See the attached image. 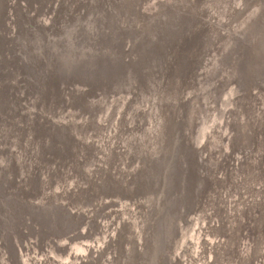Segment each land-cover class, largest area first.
I'll use <instances>...</instances> for the list:
<instances>
[{
    "label": "rangeland",
    "instance_id": "obj_1",
    "mask_svg": "<svg viewBox=\"0 0 264 264\" xmlns=\"http://www.w3.org/2000/svg\"><path fill=\"white\" fill-rule=\"evenodd\" d=\"M64 1L65 6H63ZM188 1L138 0L137 6L127 11L124 10L123 5L121 7L119 5V8L110 5L111 0H79L77 7H71V0H0V264H75L78 259L81 260V257L74 254L71 257L70 248L73 249L72 245H75L74 249L79 246L80 250L86 251L83 250L85 237V240L93 239L89 242L92 245H88L86 251L88 260L95 262V259L103 254L98 264L101 262L124 264L126 248L118 253L115 252L116 238L121 236L117 237V234L122 231L117 226L121 220L126 223V220L132 221L134 218L139 224L140 213L144 214L145 218L146 211L151 217L153 213L156 216L154 226L150 223L147 224L148 227L145 226L146 231L153 235L150 244L149 235L143 231L145 237L143 257L146 258L147 252L152 250L153 253H150V256L148 254L147 257H150L148 261L153 264H264V249L257 251L258 247L263 246V242H259L261 239H258L253 228H261L264 225V208L261 207L264 203V143L259 145L256 141V135L261 129L248 126L256 116L255 106L259 91L256 86L260 83L257 80L264 81L260 74L264 73L262 71L264 53L261 55V60L257 58L261 52H264L260 47L261 44L257 45L261 36L258 37L259 35L257 36L250 28L253 24L248 25L246 29H241L240 26L242 21H239V17L241 15L245 16L244 18L248 17L252 10L249 7L250 0H225L231 10L227 14V9L224 8V12L221 11L220 15H223L221 19L228 20L230 24L220 22L222 27L221 33L218 34L208 26V24L216 26L217 21L220 20L218 12L217 17L213 14L215 11L212 6L213 0H195L199 4V13L196 14L198 17L195 18L206 27L196 30L199 31L200 36L192 40L193 36L190 34L193 33L194 28L191 30L193 25L191 19L195 16V11L191 8L190 1L193 0ZM159 3L167 11H176L175 15H179L183 25L186 24V29L191 31L184 36L182 31L177 30L175 36L178 40L169 42V48L166 42L165 46L162 45L161 53L157 55L153 53L149 37L151 33H159L161 30V21L156 18L159 14L155 10ZM97 4H100L101 11L92 18ZM224 4L227 3L219 0V7H224ZM126 11L130 12L129 17ZM99 14L103 16L101 19ZM92 19L94 25L92 24L91 29H88L89 21ZM57 21L58 25H56ZM76 25H78L77 35L72 39ZM93 29L94 32L89 34ZM227 34L233 37V43H228L226 47L224 41L228 37ZM208 39L214 43L212 58L215 56L218 58L212 70V81L208 84L209 95L204 109L202 108V112L199 110L201 118L196 124V129L194 128V139L183 142L181 138L182 147H179L175 154L179 161L172 170V177L176 179L169 181L167 195L156 207L153 197L155 200L160 190L154 185V176L150 185L138 191L134 190L138 188V186L134 187V184L139 179L147 158L153 154L159 155L164 141L163 138L156 136V132L154 134L152 132V125L155 121H159L160 124L162 115L159 108L155 110L156 108L153 107L156 99L150 96L153 93L151 80L146 77L140 87V91L143 92L133 95L132 101L126 105L125 111L133 122L130 124L131 131L127 137L116 140L111 137V132L114 127L118 131L116 120L124 119L125 112L119 115L122 107L128 96H131L130 92L135 94L136 74L131 71V75L125 79H121L122 76L118 74L116 81L113 79L114 84L108 83L109 87L112 86L108 88L107 81L105 83L103 78L98 81V76L95 77L97 64L90 67L92 70V73H89L90 78H79L77 73L74 74L73 69L66 74L67 76H62L61 85L57 87L60 90L57 97L51 86L42 83L43 78L49 77L46 64L49 59L56 58L55 61H59L60 55L65 54L68 57L73 50L80 52L83 49L82 52H86V55L82 53L84 63L88 60L87 57L97 55L104 59L103 66H107L111 73H115V67L112 65V62H115L112 61V57L117 60V57L123 54L129 56L130 52L133 59L130 56L127 61L132 60L129 64L133 66L137 63L134 60L136 49L134 45L136 41L142 40L145 49L149 48L150 53L152 52L151 54L156 58L154 67L150 66L153 73L150 70L147 73L151 76L159 75L161 70L164 78V73H167L173 65L171 73H174L172 77L175 81L178 76L183 79L189 72H195V75L199 72L203 64H198L196 68L193 65L191 68L189 57L199 49H203ZM253 39L257 42L254 49L252 48L254 58H257L255 67L250 66L248 58ZM42 40L44 44L41 43ZM178 41L182 42L178 44ZM71 42H73L72 49H70ZM174 43L178 47L172 46ZM223 45L226 47L225 51L222 49ZM220 50L224 52L221 54ZM107 59H110V62L105 64ZM99 60L101 61V58ZM80 66L81 72H84L87 64L81 63ZM115 66L123 65L118 63ZM143 70L144 68L138 72ZM169 82L172 80L169 79ZM116 84L123 87H115ZM164 84V79L161 80V86L155 84L159 94L163 92ZM199 94L200 91L195 93L196 96ZM262 110L264 111V108ZM179 114L182 116L184 110L181 109ZM136 118L145 120L138 131L133 129ZM100 119L101 123L98 121ZM39 125L44 132H48L43 136L42 144L39 138H34V128ZM185 125H180V131L185 130ZM99 131L103 138L110 136L108 144L101 143L97 151L89 150L92 146L91 142L100 137L99 134L97 137L92 134ZM50 134L53 135V140L48 138ZM61 143H66L68 147L61 149ZM113 143L115 160L114 163L109 164L104 155L99 157V154L102 152L108 154L110 145L114 152ZM50 153L53 154L52 157ZM81 155L83 156L82 169H80L82 175L77 177L75 171L77 167L74 163ZM250 163L253 164V168L246 170ZM114 167L117 171L113 170ZM30 169L33 170L32 174L36 178L33 182L34 196L30 194L31 188L26 191L28 181L24 180L26 178L23 176ZM204 169L205 174L210 170L214 175H205ZM47 176H50L48 180L51 179L48 186ZM219 177L221 185L215 183V179L218 180ZM103 179L104 181L101 182ZM109 179L111 182L108 184ZM93 181L102 185L100 195L98 193L92 197L86 194L84 199L83 196L80 197V201L76 197L73 200V193L88 187L89 182ZM120 184L125 185L126 188L121 189V186H118ZM217 186L220 189L216 188ZM110 187L114 188L112 191L115 193L118 191L117 200L112 199L110 196L112 193L107 195ZM248 190L255 191L257 196L255 206L250 211L254 219L252 222L246 219L248 216L244 218V215L240 214V211L244 212L248 207L245 208L246 204L240 202L241 197H244ZM63 193H66L65 196ZM163 193H165L164 189ZM49 194L53 196L51 206L59 208L61 212L59 216L63 218L58 226H55V222L54 226L53 224L46 226L40 221L39 212L35 215L38 207L33 204L43 205L45 197ZM57 201L60 202L56 203ZM54 203L59 206H55ZM104 208L107 210L104 211ZM156 208L159 209L154 212ZM116 214L118 217L114 218ZM2 217L4 222L1 221ZM103 217L106 220H102ZM110 220V227L107 229ZM235 221L240 222V233H235L231 229ZM85 225L89 229L88 232L83 229ZM105 227L106 231H102ZM136 227L137 225L130 224L128 229L123 230L121 241L123 247L128 245L130 234L139 236ZM108 234L110 237H107ZM140 238L144 239L142 235ZM102 242L104 245L100 247ZM142 259L140 264H144Z\"/></svg>",
    "mask_w": 264,
    "mask_h": 264
},
{
    "label": "bare ground",
    "instance_id": "obj_2",
    "mask_svg": "<svg viewBox=\"0 0 264 264\" xmlns=\"http://www.w3.org/2000/svg\"><path fill=\"white\" fill-rule=\"evenodd\" d=\"M158 1V0H157ZM188 1V0H187ZM211 1V0H210ZM217 1V3L219 4V0H216ZM216 1L215 0H213V7H214V9L217 11H219V9H220V7H219V5L216 3ZM224 1V3H227V4H224V8L225 9H227V14L230 12V10H231V8L229 7V3L228 2H226L225 0H223ZM137 2H138V0H111V4L110 5H114V6H116V7H118L119 8V5H120V7H121V5H123V7H124V10H127V11H129V9L131 8H135L136 6H137ZM189 2V1H188ZM191 3H192V9L195 11V15L197 14V13H199V11H198V6H199V4H198V2L196 3V1L195 0H193V1H190ZM250 2H251V5L249 6L250 8H252V10H251V12H250V14L248 15V17H246V18H244L245 16H240L239 18V21L241 20L242 21V24L240 25V26H242L241 27V29H246L247 27H249L248 25H252V27H250L255 33H256V35L258 36V37H260L261 36V39H260V42L259 43H257L254 39L252 40V41H254L250 46H251V50H250V53L248 54L247 53V51H246V53L248 54V55H250L248 58L250 59V63H251V65L250 66H253L254 65V67H255V62H254V52H253V50H252V48L253 47H255L256 45V43H257V45L259 44H261L260 45V47L261 48H263L264 49V0H250ZM162 3V2H161ZM161 3H159L157 6H156V12L159 14H157L158 15V17H156L157 18V20H160L161 21V30L159 31V33L158 32H154V33H151V37H149L150 38V40H151V42H152V46H151V48H152V50H154L153 51V53H156L157 55L159 54V52L161 53V51L163 50L162 49V45L163 46H165V44H166V42H167V47H168V44H169V42L170 43H173V42H175L174 41V39L177 41L178 40V38H176V33H177V30H179V28H180V26L182 27V25H183V20H181V19H179V15H175V13L177 14V12L176 11H174V12H172V11H167V10H165V9H163L162 8V4ZM209 3V2H208ZM77 4H79V0H71V7H77ZM101 4V3H100ZM100 4H97V5H95V7H96V11L94 12V14L92 15V18H94L95 17V14L97 13V12H99L100 11ZM189 4V3H188ZM63 6H65V1H64V4H63ZM60 7H62L61 6V4H60ZM218 7V8H217ZM63 8V7H62ZM190 7H189V9L192 11V9H191ZM161 9V10H160ZM126 11V12H127ZM193 12V11H192ZM215 12L213 11V14H214ZM57 14H59V13H57ZM56 14V15H57ZM127 14H128V17H129V14H130V12H127ZM56 15H54L55 16V18H56ZM100 15V19L103 17L102 16V14H99ZM198 15V14H197ZM196 15V16H197ZM220 15V14H219ZM226 15V14H225ZM156 16V15H155ZM214 16V15H213ZM198 17V16H197ZM146 18V17H145ZM155 18V19H156ZM237 20H238V18H237ZM254 21H256V23H254ZM94 23V19H92V20H90L89 21V25H88V29H91V27H92V24ZM150 23V22H149ZM160 23V22H159ZM227 24V25H229L230 23H229V21L227 20L226 22L223 20V24ZM56 25H58V21L56 22ZM94 25V24H93ZM77 26L78 25H76V27L74 28V30H73V35H72V39L73 38H75L76 37V35H77V30H78V28H77ZM97 26V25H96ZM96 26H95V28H96ZM185 26V25H184ZM183 26V28L185 29V27ZM220 26V25H219ZM144 27V26H143ZM213 27H216V26H213ZM57 28H59V27H57ZM94 28V27H93ZM94 28V29H95ZM94 29L93 30H90V32H89V34L92 32H94ZM193 29V28H192ZM191 29V30H192ZM144 30H146V28H144ZM191 30H189L188 32H190ZM197 29H195L194 31H193V33H191L190 35L191 36H193L192 37V40H194V38L197 36H200L199 35V31L198 32H195ZM187 32V33H188ZM212 32V31H211ZM218 32L219 33H221L220 31H218V30H216V33L218 34ZM201 34V33H200ZM188 35V34H187ZM228 35V37H226V41H224L225 43H224V45L226 46V45H228V43L229 44H231V43H233V37L231 38L230 37V35L229 34H227ZM221 36V35H220ZM256 36V37H257ZM206 37H207V35H206ZM187 38V37H186ZM203 38V37H202ZM241 38V37H240ZM239 38V39H240ZM196 39V38H195ZM225 39V38H224ZM258 39V38H257ZM191 40V39H190ZM191 40V41H192ZM200 40V39H199ZM209 40V39H208ZM223 40V39H222ZM190 41V42H191ZM27 42V41H26ZM179 42V41H178ZM182 42V41H181ZM181 42H179L178 44H180ZM190 42H189V44H190ZM247 42V41H246ZM42 44H44V42H43V40H42V42H41ZM30 44V43H29ZM42 44H40L41 46H43ZM219 44V43H218ZM146 45H147V42H146ZM196 45V44H195ZM222 46L223 48V50L225 51L226 50V47L225 46ZM29 46V45H28ZM70 46H71V48L70 49H72L73 48V42H71L70 43ZM135 58H134V60H135V62H137V63H135V62H133V63H135V64H133V66L131 65V64H129L132 60H131V58H132V56H131V54H130V52L128 53L129 54V56L128 55H126V54H123V55H121L120 57H117L118 59L116 60V58L113 56L112 57V61H114L115 63H113L112 62V65L115 67V69L113 68V66H112V68L115 70V73H111L110 75H112V77H113V79H114V81H116V76L119 74V76H122V78L121 79H125L127 76L129 77L130 75H131V71L132 72H134L135 74H136V83H135V85H136V89H135V94L131 91L130 93V97L128 96V99L126 100V102L124 103V105H123V109H122V111L120 112V114L119 115H121V114H123L124 112H125V117H124V119H122L121 117V119L122 120H116L117 121V125H116V127L118 128V131H116V128L114 129L113 128V130H112V132H111V134H112V138L114 139V138H116V140H117V138H125V137H127V135H129V133H130V129H131V125L130 124H132L133 122H131V120H130V118L131 117H129V115H128V113L125 111V108L127 107L126 105L127 104H129L131 101H132V96L133 95H137L138 93L140 94L141 93V91H140V87H141V85L145 82V78L146 77H148L150 80H151V88H152V94L150 95V96H152L153 98H155L156 99V103L154 104V109L155 110H158V108H159V112H160V114L162 115V117H161V122H160V124H159V121H155L154 122V125H152V132H153V134L156 132L157 133V137L159 136V137H161V138H163L164 139V141H163V146H162V148H161V151H160V156L162 157L163 155H165V156H163L162 157V160L164 159V158H166V152L168 151V147L171 145V142H172V138H174L175 137V135H176V132H177V130L179 129H177V127H175V124H174V122H175V119L177 118V116H178V113L180 112V109H183V107H185V111H187V121H188V123H189V125L190 124H192V125H194V124H198L197 122L200 120V118H201V115H200V111L199 110H201V112H202V110L204 109V104H205V102H206V98L208 97V95H209V89H208V84H209V82L210 81H212L211 80V75H212V70H213V67L215 66V62L216 61H213L217 56H215V57H213L212 58V56H211V54L214 52V49H213V47H214V43H212V40H209L208 41V43L206 44V46L203 48V49H199L198 51H196L195 53H193V56H191L190 55V57H189V59H191V62H190V67L192 68L193 67V65H196V66H198V64H203L201 67V69H203V72H202V75H200V77L201 78H199V76L198 75H195V72L193 73H191V72H189L188 74H187V76H185L183 79H181V77H179L178 75H176V76H178V81H177V79L174 81L173 80V77H172V75H174V73H171V71H172V66H170V68H169V70H168V72L167 73H164V78L162 77V74H161V70H160V72H159V75L157 76L156 74H154L153 76H151V74H149V73H147V72H149L148 70H150L151 71V73H153L152 72V70L150 69V66L151 67H154L153 66V64L155 65V63H154V61L156 60V58H154L155 56L153 55V54H151L150 53V49L148 48V49H145V44H144V42L141 40H138V41H136V43H135ZM172 46H176V43H174ZM176 47H178V46H176ZM195 47V46H194ZM197 47V46H196ZM260 48V49H261ZM254 49V48H253ZM44 50V48L42 49V51ZM147 50V51H146ZM223 50H220V53L222 54V52H224ZM262 50V49H261ZM255 51V50H254ZM264 51V50H263ZM205 53V54H204ZM220 53H218L220 56H221V54ZM256 53V52H255ZM261 53H264V52H261ZM67 54H69V53H67ZM251 54H252V57H251ZM133 55V56H134ZM128 56V57H127ZM131 56V58H130V60L131 61H127V59H129V57ZM245 56V55H244ZM243 56V57H244ZM211 57V58H210ZM219 57V56H218ZM123 58V59H122ZM247 58V59H248ZM133 59V58H132ZM168 59H170V57H168ZM56 60V58L54 59V60H51V59H49V61H48V63L46 64L47 66V74L49 75V77H47V79L45 78H43L42 79V83L44 84V85H46V84H48V86H51L52 87V89L54 90L53 92H54V94H55V96H57L58 94H59V89L57 88V87H59V85H61L60 84V82H61V79H62V76L63 77H65V75L67 74V72L66 73H62L61 71H60V68L62 67L61 65H62V63H63V59L62 60H60V61H55ZM207 60H208V63H207ZM240 60V59H239ZM213 61V62H212ZM241 61V60H240ZM239 61V62H240ZM3 62V61H2ZM123 62H125V63H123ZM118 63H122V67H116L115 65L116 64H118ZM171 63H172V61H171ZM144 64V65H143ZM261 64V63H260ZM208 66H211L210 68L208 67ZM250 66H249V68H250ZM25 68V67H24ZM142 68H144V70L142 71V72H138V70H142ZM167 68H168V66H167ZM26 69V68H25ZM254 69H256V68H254ZM257 70V69H256ZM4 71V70H3ZM193 71V70H192ZM235 71V70H234ZM262 72V71H261ZM46 73V72H45ZM236 74V73H235ZM260 74H262V78H264V73H260ZM107 73L104 75V77H103V80L105 81V83H106V81H107ZM230 75V74H229ZM258 77V76H257ZM161 78V79H160ZM147 79V78H146ZM163 79H164V81H165V84L163 85V92L161 93V94H159V92H158V90H157V88H155L156 87V85L155 84H157V86H161V80L163 81ZM169 79H171L172 80V82H169ZM232 79H234V78H232ZM231 79V80H232ZM41 80V79H40ZM120 80V79H119ZM108 82V81H107ZM177 82V83H176ZM257 82H260V83H257V89L259 90V91H257L258 93V98H257V104H256V106H255V110H256V116L253 118V120H252V122L250 123V124H248V126H250V127H255V128H260L261 130L259 131V133H258V135H256V141L257 142H259V145L260 144H263L264 143V130L262 129V128H264L263 126H264V111L262 110L263 108H264V81H258L257 80ZM116 83V82H115ZM147 83V82H146ZM155 83V84H154ZM205 83V84H204ZM56 84L58 85V86H56ZM113 84H114V82H113ZM140 85V86H138V85ZM159 84V85H158ZM195 84H197V85H195ZM201 85H204L203 87L201 86ZM110 86V84H108L107 83V87L108 88H111V87H109ZM238 86V85H237ZM242 86V85H241ZM245 86V85H244ZM115 87H119V88H121V87H123L122 85H118V84H116L115 85ZM247 87V86H246ZM133 88V87H132ZM165 88V89H164ZM168 88V89H167ZM241 88V90H243V91H245L244 89H242V87H240ZM45 90H46V88H45ZM167 90V91H166ZM200 91V94H199V96H196L195 95V93H197V92H199ZM143 92V91H142ZM166 92H168L167 94H165ZM16 94V93H15ZM13 95V94H12ZM47 95V94H46ZM58 97V96H57ZM46 99V98H45ZM160 106H161V108H160ZM211 107V106H210ZM165 109V110H162V109ZM203 108V109H202ZM114 111V110H113ZM116 111V110H115ZM240 111V110H239ZM112 112V111H111ZM158 112V113H159ZM208 112H210V110L208 111ZM115 114V113H114ZM109 115V114H108ZM200 115V116H199ZM115 116V115H114ZM223 116V115H222ZM159 117V116H158ZM117 118V117H116ZM120 118H117V119H120ZM209 118V117H208ZM137 119V118H136ZM152 119V118H151ZM155 120V119H154ZM100 123H101V119L100 120H98ZM98 121L96 122V123H98ZM195 121H197V122H195ZM147 122H149V120H147ZM151 122H153V119H152V121ZM224 122V121H223ZM111 123V122H110ZM141 123H145V120H143L142 118H139V119H137L136 120V122L134 123V126H133V129H135V131H138V129H140V125H141ZM215 124V123H214ZM218 124V123H217ZM239 124V123H238ZM220 125V124H219ZM224 125V124H223ZM185 126H187V125H185ZM204 126V125H203ZM247 126V125H246ZM247 126V127H248ZM151 128H150V131H151ZM189 128V127H188ZM187 128V129H188ZM35 129V135H34V138L36 137V138H39L40 139V142H41V144H42V142H43V136L45 135V134H47L48 132H44L43 131V128L42 127H40V125L38 126V127H35L34 128ZM61 129V128H60ZM229 129V128H228ZM107 130V129H106ZM231 130V129H230ZM242 130H243V128H242ZM245 130V129H244ZM255 130V129H254ZM149 131V132H150ZM253 131V130H252ZM148 132V133H149ZM225 132V131H224ZM226 133V132H225ZM228 133V132H227ZM98 134L100 135V137H98V139L97 138H95L94 140H93V142H91L92 143V146H91V149H89V150H99L100 148H99V146H100V144L101 143H105V144H108V142H109V140H110V136L108 137V138H103L104 136H102V134H101V131H99V132H97V133H94V134H92V135H94V136H98ZM111 134H109V135H111ZM251 134V133H250ZM12 136V135H11ZM102 137V138H101ZM251 137H252V135H251ZM48 138H50V140H53V135H49V137ZM152 138V137H151ZM189 138L191 139L192 137L191 136H189ZM242 139V138H241ZM60 140V139H59ZM108 140V141H107ZM138 140V139H137ZM103 141V142H102ZM119 141V140H118ZM132 141H134V140H132ZM243 141V140H242ZM253 142V141H252ZM62 144V146H60V148L61 149H65V147H68L67 145H66V143H61ZM126 144V143H125ZM132 144V143H131ZM256 144V143H255ZM113 145H114V143H113ZM258 145V147H260ZM58 146V147H59ZM144 146V145H143ZM146 146V145H145ZM89 148H90V146H89ZM112 148H113V146H112ZM139 149H141V148H139ZM116 150H117V146H116ZM122 150V149H121ZM146 150H148L147 148H146ZM109 153L107 154V152L106 153H103L102 152V154H99V157L102 155H104V157L106 158V161L109 163V164H112V163H114V160H115V156H114V153H115V145H114V152H113V150L111 149V145H110V149H109ZM111 152H112V154H111ZM118 152V151H117ZM137 152H138V150H137ZM53 153V152H52ZM62 153H64L63 151H62ZM144 153V152H143ZM118 154V153H117ZM97 155H98V153H97ZM138 155V154H137ZM53 156V154H51L50 153V157H52ZM136 156V155H135ZM97 157V156H96ZM134 157V156H133ZM157 157L159 158V155L158 154H153V156H151V157H148L147 158V164H148V166H152V163H153V161L155 160V159H157ZM203 157H204V155H203ZM118 158V157H117ZM140 158V157H139ZM82 159H83V156L81 155V156H79L78 158H76V161H75V167H77L76 168V174H77V177H80L82 174H81V171H80V169H82ZM134 159V158H133ZM141 159V158H140ZM118 160V159H117ZM121 160V159H120ZM97 161V160H96ZM128 161V160H127ZM204 161V160H203ZM63 161H61V163H62ZM117 162V161H116ZM121 163V162H120ZM46 164V163H45ZM73 164V165H74ZM118 165V164H117ZM121 165V164H120ZM128 165V164H127ZM34 166V165H33ZM97 166H98V164H97ZM116 166V165H115ZM145 166L146 165H144V168H145ZM48 167V166H47ZM112 167V166H111ZM121 167H123V166H121ZM45 168V167H44ZM101 168H103V165H102V167ZM105 168V167H104ZM249 168H253V164H248L247 165V167H246V170L247 169H249ZM108 169H110L109 167H108ZM149 169L150 168H148V171H149ZM44 170V169H43ZM114 171H117V170H115V167H114V169H113ZM123 170V169H122ZM241 170V169H240ZM35 171V170H34ZM162 172H163V168L162 169H160L158 166H156L155 167V170H153L152 171V176H154V185L156 186V184H157V182H158V184H159V180L161 179V177H162ZM203 172H204V174H205V169L203 170ZM257 172V171H256ZM33 173V170L31 171V169L29 170V172L27 171V173L26 174H24L23 176L26 178V179H24V180H26V181H28V188L26 189V191L29 189V190H31L32 189V192H30V194L32 195V196H34V190H33V186H34V183L33 182H35V175L34 174H32ZM44 173V172H43ZM60 173V172H59ZM134 173V172H133ZM253 173V172H252ZM261 173V172H260ZM112 174V173H111ZM203 174V175H204ZM210 175V176H212V175H214L212 172H210V170L209 171H206V174L205 175ZM264 174V173H263ZM50 175V174H49ZM89 175V174H88ZM59 176V175H58ZM92 176V175H91ZM246 176V175H245ZM262 176V175H261ZM43 177V176H42ZM49 177L50 176H47L46 177V185L48 186L50 183H51V179L50 180H48L49 179ZM114 177H115V175H114ZM250 177V176H249ZM248 177V178H249ZM108 178V177H107ZM106 178V179H107ZM245 178V177H244ZM43 179V178H42ZM241 179V178H240ZM246 179V178H245ZM117 180V179H116ZM143 180H144V177L142 178L141 176H140V179L139 180H137L136 182H135V184L137 183V182H139V184H142V182H143ZM49 181V182H48ZM104 181V179L101 181V182H103ZM230 181V180H229ZM111 182V179H109V180H107V183L109 184ZM123 182V181H122ZM131 182V181H130ZM251 182V181H250ZM117 183V182H116ZM215 183L216 184H220L221 185V178L219 177L218 178V180L217 179H215ZM214 183V184H215ZM114 184V183H113ZM215 184V185H216ZM250 184H252V183H250ZM253 185V184H252ZM88 187H85L84 189H82L81 191H76L75 193H73L74 194V196H73V200H74V197H76L78 200L80 199V197L81 196H83V199L85 198L84 197V195L86 196V194H90V196H96L98 193H99V195L102 193V185L100 184V182H97V181H93V182H89V185H87ZM116 186V185H115ZM248 186H250V185H248ZM58 187V186H57ZM90 187H91V189H90ZM108 187V186H107ZM157 187V186H156ZM31 188V189H30ZM46 188V187H45ZM59 188V187H58ZM216 188H218V189H220L219 188V186H217ZM264 188V187H263ZM160 189H162V191H161V194L159 195V196H157V198H155V200H154V197H153V201H154V204L156 205V207H157V205H160L161 203H162V201L164 200V193H163V187H161L160 186ZM200 189V188H199ZM47 190V189H46ZM66 191H68V190H66ZM121 191V190H120ZM187 191V190H186ZM245 191V190H244ZM23 192V191H22ZM25 192V191H24ZM118 192V191H117ZM116 192V193H117ZM248 193H246L245 195H244V197H241L242 199H241V204H246L245 205V208H246V210L243 212V211H240V214H241V216H242V214L244 215L243 217L245 218V217H247L246 219L248 220V221H253L254 219L252 218V214H250V211H251V209L253 208V206H255V202L257 201V196H256V194H255V191H253V190H248L247 191ZM20 193V192H19ZM108 193V192H107ZM116 193L113 191V197L114 198H112V199H114V200H117V198L118 197H115L116 196ZM120 193V192H119ZM231 193V192H230ZM24 194H26V192L24 193ZM64 194V196H65V194L66 193H63ZM63 194H62V196H63ZM118 194V193H117ZM263 194V193H262ZM46 195V194H45ZM112 195V194H111ZM110 195V196H111ZM18 196V195H17ZM107 196V195H106ZM118 196V195H117ZM15 198H17V197H15ZM108 198V197H107ZM238 198V197H237ZM259 198H260V195H259ZM44 199V198H43ZM110 199V198H109ZM262 199V198H261ZM93 200H95V199H93ZM101 200V199H100ZM131 200H132V198H131ZM52 201H53V196L52 195H48V196H46L45 197V199H44V202L42 203L43 205H40V204H38V203H34L33 204V206L35 205L36 207H38L37 208V210L35 211V215H37L38 214V212H40V215H41V212H43L44 213V216L46 217L47 216V213L48 214H50V221H48L49 223L53 220V217L55 216V215H57V213H59V208L58 209H56L54 206H51V203H52ZM80 201V200H79ZM106 201V200H105ZM124 201V200H123ZM58 202H60V201H57L56 203H58ZM62 202V201H61ZM109 202V201H108ZM239 202V203H240ZM113 203V202H112ZM96 204V203H95ZM40 205V206H39ZM52 205H53V203H52ZM54 205L55 206H59V204L57 205V204H55L54 203ZM92 205V204H91ZM117 205V204H116ZM233 205V204H232ZM129 206V205H128ZM132 206H133V204H132ZM35 207V208H36ZM94 207L96 208V206L94 205ZM124 207V206H123ZM122 207V208H123ZM261 207H263L264 208V203H262V206ZM24 208V207H23ZM53 208V209H52ZM60 208H61V206H60ZM94 208V209H95ZM243 208V207H242ZM26 209V208H25ZM33 209H34V207H33ZM68 209H70V208H68ZM91 209V208H90ZM99 209V208H98ZM120 209H121V207H120ZM130 209H131V207H130ZM157 209H159V208H156L155 210H154V212L155 211H157ZM6 209H4V211H5ZM87 210V209H86ZM89 210V209H88ZM107 210V209H106ZM105 210V208H104V211H106ZM241 210V209H240ZM244 210V209H243ZM110 211H113V210H110ZM202 211V210H201ZM72 212V211H71ZM88 212V211H87ZM92 213V212H91ZM115 212H113V214H114ZM245 213V214H244ZM74 214H75V212H74ZM93 214V213H92ZM98 214V213H97ZM257 214V213H256ZM255 214V215H256ZM100 215V214H99ZM110 214H108V216H109ZM143 215L144 214H142V213H140V215H139V224H138V220L136 219V218H134L132 221L131 220H126V223H125V221L123 222L122 220H121V223L117 226L119 229H121L122 231L121 232H119L118 234H117V237H119L120 235V237L119 238H116V248H115V252L116 253H118L119 251H121L123 248H126V251H127V254H126V257L124 258V261H125V263L124 264H140V262H141V259H142V261L144 262V264H153L151 261H148L149 260V256H150V253H153V251L151 252V251H148L147 252V254H146V258H144L143 256H144V253L145 252H143V248H145V237L143 236V231H144V233H146V234H148L149 235V244H150V238H152L153 239V235L150 233V232H148V231H146V229H145V226L146 227H148L147 226V224L148 223H150L152 226H154L155 225V222H156V216L154 215V213H153V215H152V217L150 216V215H148V212L146 211V215H145V218L143 217ZM263 215V214H262ZM261 215V216H262ZM102 216V215H101ZM106 216V215H105ZM150 216V217H149ZM229 216H230V214H229ZM260 216V217H261ZM96 217H97V215H96ZM114 218L116 217H118V214H116V216H113ZM150 218H151V220H150ZM263 218H264V216H263ZM36 219H38V218H36ZM63 218L61 217V220H62ZM102 220H106V219H104V217L103 218H101ZM111 219V218H110ZM253 219V220H252ZM32 220V219H31ZM60 220V221H61ZM94 220V219H93ZM241 220V219H240ZM1 221L2 222H4V219H3V217L1 218ZM33 221V220H32ZM36 221V220H35ZM40 221H41V219H40ZM69 221V220H68ZM99 221V220H98ZM87 222H88V220H87ZM236 222V221H235ZM255 222V221H254ZM263 222H264V220H263ZM35 223V222H34ZM49 223H48V225H49ZM82 223V222H81ZM98 223V222H97ZM101 223H103L102 221H101ZM110 223H111V220L110 221H108V226H107V229H109V227H110ZM116 223V222H115ZM219 223V222H218ZM94 224V223H93ZM130 224H135V225H137V232H138V237L137 236H133L132 234H130L129 235V242H128V245L127 246H125V247H123L122 246V244H121V241L123 240V230H126V229H128V227H129V225ZM236 224V227H234V225ZM235 224H233V225H231L232 227H231V229L232 230H234V232L235 233H240L241 232V225H240V222H236ZM35 225V224H34ZM40 225V224H39ZM51 225H52V223H51ZM60 225V224H59ZM100 225H102V224H100ZM104 225H105V222H104ZM127 225H128V227H127ZM58 226V225H57ZM62 226V225H61ZM94 226V225H93ZM36 227H38V226H36ZM149 227H150V225H149ZM118 228H117V230H118ZM254 228V232H255V234H256V236L258 237V239H261L259 242L260 243H262L263 244V246L262 247H258L257 248V251H259L260 252V250L263 248L264 249V225L261 227V228H257V227H253ZM83 229H85V231L86 232H88L89 231V229H88V227L85 225L84 227H83ZM82 229V230H83ZM227 229H228V227H227ZM78 230V229H77ZM76 230V231H77ZM81 230V231H82ZM226 230V229H225ZM36 231V230H35ZM61 231V230H60ZM93 231V230H92ZM102 231H106V227L105 228H103V230ZM110 231V230H109ZM200 231V230H199ZM57 232V231H56ZM85 232V233H86ZM96 232V231H95ZM108 232V231H107ZM118 232V231H117ZM194 232V231H193ZM192 232V233H193ZM47 233H48V231H47ZM50 233V232H49ZM52 233V232H51ZM72 233V232H71ZM97 233V232H96ZM109 233V232H108ZM116 233V232H115ZM114 233V234H115ZM235 233H233V234H235ZM151 234V235H150ZM99 235V234H98ZM110 234H108V236L107 237H110L109 236ZM141 235H142V237L144 238V239H142V238H140L141 237ZM237 235V234H236ZM93 236H96V235H93ZM101 236V235H100ZM113 236V235H112ZM50 237V236H49ZM64 237V236H63ZM98 237V236H97ZM260 237V238H259ZM51 238V237H50ZM86 238V237H85ZM85 238H84V241H85V243H84V249L83 250H86L87 251V247H88V245H92V244H90L89 242L91 241V240H93V239H91L90 241H89V239H87V240H85ZM87 238H88V236H87ZM42 239V238H41ZM66 239V238H65ZM80 240H81V237L79 238ZM96 239V238H95ZM109 239V238H108ZM112 239V238H111ZM120 239V240H119ZM147 239V238H146ZM96 240H98V238L96 239ZM110 240V239H109ZM194 240V239H193ZM253 240V239H252ZM45 241V240H44ZM118 241H119V243H118ZM42 242V241H41ZM80 242V241H79ZM76 243V242H75ZM78 243V242H77ZM111 243V242H110ZM217 243V242H216ZM42 244V243H41ZM72 244H74L73 242H72ZM200 244V243H199ZM70 245V244H69ZM102 245H104L103 244V242L101 243V245H100V247H102ZM105 245H106V243H105ZM152 246H153V244H151ZM220 245V244H219ZM222 245V244H221ZM10 246V245H9ZM71 246V245H70ZM75 246V245H74ZM74 246L72 245V247H73V249H71L70 248V252H69V255L72 257L73 256V254L74 255H78V257H81V260L80 259H78L77 260V262L75 263V264H98L99 262H100V260L99 259H101V257L103 258V254L102 255H99L98 257H97V259H95V262L93 263L92 261H90V260H88V254H87V252L86 251H82V250H80V248H78L79 246H76L75 247V249H74ZM215 246V245H214ZM55 247V246H54ZM95 247V246H94ZM245 247V246H244ZM247 247V246H246ZM52 248V247H51ZM51 248H50V250H51ZM97 248V247H96ZM150 248V247H149ZM214 248V247H213ZM243 248V247H242ZM249 248H250V246H249ZM35 249V248H34ZM47 249V248H46ZM89 249H91V247L89 246ZM212 249V248H211ZM36 250H38V249H36ZM58 250V249H57ZM149 250V249H148ZM214 250V249H213ZM232 250V249H231ZM250 250V249H249ZM82 253H81V252ZM245 251V250H244ZM257 251H255V253L258 255V252ZM39 252V251H38ZM79 252V253H78ZM218 252H219V250H218ZM9 253V252H8ZM115 253V254H116ZM213 253V252H212ZM87 254V255H86ZM149 254V256L147 257V255ZM155 254V253H154ZM207 254V253H206ZM218 254V253H217ZM68 255V254H67ZM152 255V254H151ZM242 255H243V253H242ZM244 255H245V253H244ZM246 255H247V251H246ZM249 255V254H248ZM42 256H43V254H42ZM109 256V255H108ZM220 256V255H219ZM256 256V255H255ZM63 257V256H62ZM215 257V256H214ZM243 257V256H242ZM208 258V257H207ZM244 258V257H243ZM48 259V258H47ZM64 259V258H63ZM152 259H154V257H152ZM209 259V258H208ZM236 259V258H235ZM106 260V259H105ZM102 261V260H101ZM123 261V262H124ZM240 261V260H239ZM64 262V261H63ZM105 262V261H104ZM151 262V263H150ZM103 262H101V264H102ZM160 263V262H159ZM205 263V262H204ZM217 263V262H216Z\"/></svg>",
    "mask_w": 264,
    "mask_h": 264
},
{
    "label": "water",
    "instance_id": "obj_3",
    "mask_svg": "<svg viewBox=\"0 0 264 264\" xmlns=\"http://www.w3.org/2000/svg\"><path fill=\"white\" fill-rule=\"evenodd\" d=\"M221 11L224 12V7H220L219 11L218 10L217 11L215 10L214 11L215 12L214 15L217 17V15H216L217 12L219 14H221ZM237 15H236V17H237ZM195 17H197V16L195 15L191 19V21H193V25H191V29L194 28V30L195 29L199 30V29H201L203 27H206L205 24H202V22H200V20L198 18H195ZM221 17H223V15H219L220 20L217 21L218 24L216 25V27L210 26V24H208V26L211 29H213L215 32H216V30H218V31L221 32L222 25H221L220 22H223L222 21L223 18L221 19ZM236 17H234V18H236ZM184 25H182V27L180 26V28H179L178 31H182L183 32V35L185 36L189 32L186 29V24H184ZM219 25H220V27H219ZM183 26L185 27V29L183 28ZM223 37L225 38V36H223ZM82 51H84V50L81 49L80 52H77L76 50H73L72 53H70V56H68V57L65 54L64 55H60L59 56V59L60 60L63 59V63H62L63 66L60 68V71L62 73H66V72L68 73V72H72V70L74 69V74L77 73V76L79 78H90L89 73H92L91 72L92 70H90V67H93V64H94V66H95V64H97V68L98 69H96L97 74L95 75V77L98 76L97 77L98 81H100L104 77V75L107 73V75H106L107 78H108L107 79V81H108L107 83H112L113 82V77H112V75H110L111 74L110 70L108 69L107 66L106 67L103 66L104 59H102V57L97 56V55H91L90 57H87L88 60H86L85 63H84L83 58H82L83 57L82 56L83 55L82 53H84L86 55V52H82ZM261 55H262V53H260L259 56H257L258 59L260 58L259 60H261ZM100 58H101V61L99 60ZM217 59L218 58L216 57V59H214L213 61H216ZM256 59H254V62H255ZM109 62H110V59H107V62L105 64H108ZM81 63L82 64H87V66L85 67V71L84 72H81V66H80ZM255 64H256V62H255ZM109 66L111 67V64ZM194 67L196 68L197 66L195 65ZM263 68H264V64H263ZM201 70L203 72V69H200L199 72ZM262 71L264 72V70H262ZM199 72H197L196 75H198V76L202 75V72H200V74H199ZM65 76H67V75H65ZM183 110H184V114L182 116H180L181 114L178 113V116L175 119L174 124H175V127H177V129L180 127L181 124H186L187 126H185V130L183 129L184 132H183V130L180 131V128L177 130L176 135H175L174 138H172L171 145L168 147V151L166 152V158H164L162 160V157L165 156V155H163L161 157L160 154H159V158L157 157V159H155L153 161L152 166H148V164L146 163L145 168H144V166L142 167L140 176L142 178L144 177V180H143L142 184H139V182H137L136 184H134V187L135 186H138V188L137 189L134 188V190H137L138 191V190L144 189V187H146V185H150L152 183L151 179H153L152 171L155 170V167L156 166H158L160 169L163 168V172H162V177L159 180V184L157 182L156 186L160 190L159 195L161 194V191H162V189H160V186L163 187V189L165 191V193H164V199H165V197L167 195L166 189L170 185L169 181H173L174 179H176L175 177H172V170L178 164V161H179L178 158H177L178 156H175V154L179 150V147H182V143L184 141L187 142L189 140H193L194 137H195L194 136V134H195L194 128L196 129L197 125L196 124H194V125L190 124L189 125V123L187 121V114L188 113H187V111H185V107H183ZM182 132H183V134H182ZM189 136H191L192 138L190 139ZM181 138H183V142H182V139ZM198 151H200V149H198ZM198 151L196 150V156L197 157H198V153H197ZM148 168H150L149 171H148ZM140 176H139V179H140ZM35 181H36V178H35ZM118 186H121V189L126 188L125 185H122V184H120ZM113 189L114 188L110 187L109 193H107L108 196L112 193V195H111L112 198H113V191H112ZM116 196H117V193H116ZM186 196H188V194H186ZM166 200H167V198H166ZM166 210H168L167 207H166ZM59 213H61V212H59ZM59 213H57V215H55L53 217V220L49 223L48 221H50V219H49L50 218V214H47V216L45 217L43 212H41V215H40V212H39V215H40V218H41V222H43L46 226H51V223L53 224L55 222L56 225L53 224V226L54 225L57 226L59 224V222H62V220L60 218L61 216H59L60 215ZM48 223H49V225H48Z\"/></svg>",
    "mask_w": 264,
    "mask_h": 264
}]
</instances>
